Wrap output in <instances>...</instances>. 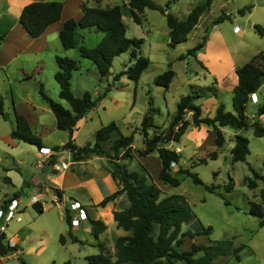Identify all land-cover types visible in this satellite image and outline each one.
Wrapping results in <instances>:
<instances>
[{
	"label": "rangeland",
	"instance_id": "obj_1",
	"mask_svg": "<svg viewBox=\"0 0 264 264\" xmlns=\"http://www.w3.org/2000/svg\"><path fill=\"white\" fill-rule=\"evenodd\" d=\"M9 1L13 0H0V13L1 10L3 12L0 16V98L8 116V120H5L0 115V207L4 206L6 210L11 206L10 200L15 199V193H18L22 205H25L32 193L40 189L38 181L44 185L47 174L51 177L56 175L52 166L43 163V158L39 157L38 147L16 142L11 138V132L16 126V113L28 119L34 133L44 144L60 148L58 152L70 160V153L62 151L60 147L70 140V134L57 129L55 116L40 93L42 85L50 99L69 108L60 99V88L55 80L59 70L57 56L79 62V70L73 73L71 80L74 96L81 97L85 92H90L96 99L99 95L106 94L79 125L74 137L79 146L94 144L95 135L100 128L116 123L122 135L136 133L134 146L140 149L144 146V117L149 114L153 118V127H149L150 137L167 131L181 97L192 92L204 96L196 101L204 102L205 108L201 107L203 118L213 116V103L224 105L227 112L233 113L235 77L220 81V84L216 79L220 80L223 71L242 67L254 57H257L256 63H261L264 67V33L261 34L259 30L264 32V0H213L210 9L203 13L188 40L175 48L169 47L166 17L158 11L146 10L141 17L142 24L138 25L131 16L128 0H41L63 3L65 16L70 17L69 19L82 13L80 6L83 4L101 8L120 6L127 26V36L144 39L141 53L151 62L138 82H133L126 76L119 81L115 80L119 73L132 66L130 53L117 57L110 75L104 79L90 60L80 57L79 47L94 48L104 37V33L95 28L78 30L79 45L75 49L64 50L60 39H57L46 51H32L39 50L41 45L39 41H32L28 35L23 34L14 14L6 13ZM151 1L178 19L186 20L193 8L205 0ZM246 7H251V10L240 15L239 11ZM222 15H229L232 21L225 20L214 25ZM16 25L20 27L16 29ZM237 25L240 30L234 31ZM9 31L12 33L7 38ZM204 37L206 45L197 58L179 60L181 55L201 43ZM223 44L225 47L220 49ZM216 48L220 49L226 70L211 62ZM207 63L211 69L207 67ZM170 65L176 76L166 90L156 86L154 81ZM211 72L217 73V76L211 75ZM257 95L256 102L250 98L246 113L251 124L259 122L264 126V116L260 118L258 113L259 108L264 105V83ZM186 119L191 125L180 143L171 142V145H166L167 148L172 146L174 149H182V153L178 152L181 154L180 162L172 168V172L176 174L179 169H188L199 176L203 185H196L188 175H180V186L162 183L161 189L164 196L182 195L190 204L196 219L185 225L183 232L195 233L201 231L203 226L211 227L212 233L209 236L199 235L194 239L187 237L180 252L189 251L193 244L214 246L217 243H228L226 255L217 258L212 264H264V228L260 226L259 218L251 213L253 203L260 204L264 210V182L258 181L255 189L248 187V180L254 179L251 169L264 176V139L254 135L253 127L243 130L240 134L249 141L250 155L246 162L233 163L231 150L238 131L230 127L224 128L226 144L218 150L213 130L205 125L195 127L191 114H187ZM215 151L218 152V157L213 160L210 155ZM151 164L150 173L155 174L157 165L155 162ZM132 169L144 174L142 167L135 162ZM231 184L233 189L227 191L226 187ZM206 187H213L215 190L209 191ZM45 201L47 204L43 214L29 206L24 213L17 214L8 223L4 231L6 240L17 237L20 243L17 252L0 257V264H88V257L100 253L98 240L94 235L83 232L81 228L71 229L65 217V209L51 202L50 198ZM18 217H21V221L17 220ZM119 233L129 234L123 230ZM71 235L84 238L85 242L74 244L70 239ZM61 236L66 238L65 244L60 242ZM117 236L115 234L114 239ZM107 239L113 241V236L110 234ZM105 244L107 252L116 260L115 244Z\"/></svg>",
	"mask_w": 264,
	"mask_h": 264
},
{
	"label": "trees",
	"instance_id": "obj_2",
	"mask_svg": "<svg viewBox=\"0 0 264 264\" xmlns=\"http://www.w3.org/2000/svg\"><path fill=\"white\" fill-rule=\"evenodd\" d=\"M213 0H205L190 12L186 20L178 19L174 14L167 12L162 6L151 0H128L130 13L135 23L142 24V15L146 10L158 11L167 20L169 28L170 48H175L188 40L190 33L199 24L203 13L210 9ZM82 17L79 20L71 18L64 23L60 31V40L64 50L75 49L79 45V29L95 28L104 33L100 43L94 48L85 46L79 47L81 58L90 60L96 67L101 78L110 75L114 60L130 53L132 66L122 73H119L115 80L127 77L133 82H138L142 74L149 68L151 62L141 53L144 39L129 38L127 36V26L123 21V13L120 6L108 8L89 7L86 4L81 6ZM251 7H246L239 11L240 15H245ZM64 11V4L61 2L35 1L27 5L20 17L19 24L32 39L40 38L47 29L59 22ZM229 15H222L213 24L218 25L229 20ZM261 34L263 30L259 29ZM3 41V38L1 39ZM206 37L186 54L179 57L180 61L187 58H197L198 53L205 48ZM257 57L236 70L238 82L234 88L232 104L234 112H227L224 105H219L213 117H202L201 106L196 101L203 98L199 93H189L181 97L177 112L172 119L170 128L154 137L149 136V127H153L152 117L147 114L142 122V134L144 137V147L140 150L134 149V134L124 136L120 133L116 123L102 127L95 135L94 144L79 147L75 144L74 134L79 130V123L96 107L97 103L103 100L106 94L99 95L96 99L90 92H85L81 97L74 96L71 89L73 73L79 70V62L68 57H56L58 72L55 80L60 88V99L66 102L69 108L63 104L50 99L40 86V93L49 104L55 119L56 127L59 131L68 132L70 140L61 148L71 154L72 162H82L92 155H98L109 160L112 173L122 185V189L106 198L100 205L105 206L110 200L125 194L129 201V208L125 211L114 214L117 228L129 233L127 236L118 237L115 241L116 260L107 252L104 245L99 244L100 253L88 257V264H212L214 260L225 256L228 243H217L214 246H204L193 244L189 251L180 252L186 238L194 239L199 235L209 236L212 228L201 227V231L192 233L183 232L185 225L191 224L196 216L194 215L187 199L182 195L164 196L162 189L157 186L147 169L143 166V172L130 171L122 161H133L136 154L139 157H147L157 153L161 160L162 169L159 179L165 185L178 187L181 184L180 175H188L196 185H203L197 174L191 173L188 169H179L176 174L172 172V164L180 162V154L168 149L166 145L171 142L180 143L186 134L191 123L186 119L187 114L192 115V122L195 127L202 125L213 128L216 133L215 143L218 149L224 147L226 140L221 128L230 127L237 131H243L253 127L254 135L264 139V126L259 122L250 123L247 116V105L252 95L256 94L264 83V67L256 63ZM170 68L159 75L154 83L156 86L170 87L176 74ZM151 103V102H150ZM152 110V109H151ZM154 111V109L152 110ZM259 115H264V105L258 110ZM0 115L8 120V116L3 109L0 98ZM11 138L16 142H23L40 149L44 148L42 140L37 136L28 119L16 113V126L11 132ZM112 143L110 150H107L109 143ZM235 146L231 150L232 162H246L250 155L249 141L238 134L234 139ZM60 148H55L59 151ZM211 159L218 157L215 151ZM202 162H205L202 161ZM254 179H249L248 187L255 189L258 181L264 182V176L251 169ZM209 191H214L213 187H206ZM227 191L233 189V184L226 187ZM228 204V202H225ZM39 214L44 213L43 205L38 202L34 205ZM0 210L6 211L4 206ZM66 220L71 226L72 216L69 209L65 210ZM251 213L259 218L260 226L264 228V210L260 204L253 203ZM95 238H98L107 227L99 221H92ZM6 236L0 234V257L17 252V246L9 247L4 244ZM72 243H81L77 237L71 235ZM62 244L66 243L64 236L60 237Z\"/></svg>",
	"mask_w": 264,
	"mask_h": 264
},
{
	"label": "crops",
	"instance_id": "obj_3",
	"mask_svg": "<svg viewBox=\"0 0 264 264\" xmlns=\"http://www.w3.org/2000/svg\"><path fill=\"white\" fill-rule=\"evenodd\" d=\"M35 1H41V0H13V1H9L8 5H7L6 13L14 14L15 17L18 18V21H19V17L21 15L23 9L27 5H29ZM2 15H3V12L1 10L0 16H2ZM82 15L83 14L81 13L78 17H76L74 19L79 20L82 17ZM69 18L70 17L65 16V9H64L63 14H62V18L59 22L51 25L40 38H37V39L30 38V39H32V41H36V42L39 41L38 43L41 45V47L38 48L39 50L34 49L32 51L40 52L42 50H44V51L48 50L51 44L55 43L57 39H60V36H59L60 31L62 30L64 23L67 20H69ZM229 20L232 21V18H230ZM18 25H20V24H18ZM18 25L15 26L16 29L21 26V25L20 26H18ZM21 29H23V27ZM236 30H240V26L237 25L235 27L234 31H236ZM23 31H24L23 34L25 33L27 35V33L24 29H23ZM11 33H12V31H9L7 38L11 35ZM79 37H80V35H79ZM82 40H83V37H82ZM55 45L58 46V44H55ZM61 47L63 48L62 43H61ZM223 47H225L224 44L220 47V49ZM220 49L216 48L215 53H213V56H212V58L214 60L211 61L212 60V58H211L210 61L214 62L213 63L214 65H217L220 68H222L223 70H226V67H225L226 64L221 59ZM21 52H19V53H21ZM206 65L209 69H211L209 63H207ZM259 65L263 66L261 63ZM237 69L238 68H236V67H232L231 69H229V71L228 70L223 71L221 77H219L220 80H218V79H216V80L220 84V81H226L227 79H229V77H233V78L235 77L233 83L236 86V84L238 82V77L236 74ZM211 75L216 77L217 73L211 72ZM257 93L254 95L258 101ZM196 104L200 105L202 108H205L204 102H202V103L197 102ZM217 106L218 105H216V103H213V105H212L213 116L216 113L214 109H216ZM202 108H201V110H202ZM206 111H207V109H206ZM202 113H203V111H202ZM82 122H84V120L81 121L79 123V125L82 124ZM202 126H204V125H202ZM208 128L213 130V128H211V127H208ZM223 129L224 128H221L222 132L224 131ZM241 132L242 131H238V133L236 135L240 134ZM75 134H74V137H75ZM131 134H134V141H135V134L136 133L131 132L130 135ZM235 136H234V139H235ZM225 140H226V138H225ZM42 143H43V141H42ZM65 144L66 143L61 144L60 147H63ZM111 145H112V143L110 142L107 150H110ZM43 146H44V148H49V149H53V150H55V148H56V147H54V148L49 147L44 143H43ZM77 146H79V145H77ZM133 146H134V144H133ZM79 147H83V146H79ZM142 148H140V149H142ZM134 149L140 150L139 148H136L135 146H134ZM168 149L174 150L177 153L178 152L182 153V149L179 147L174 149L171 146V148H168ZM221 149H218V150H221ZM178 154H180V153H178ZM39 157H40V154H39ZM57 161H58V158L55 157L52 160L48 161L47 164L51 165ZM133 162L138 164L139 167L140 166L145 167L147 169V171L149 172V174L151 175L153 182L157 186H159L160 188L162 187L163 182L159 179V175H160V171L162 169V165H161V160L159 158V155L157 153L150 154L147 157H139L136 154V157L133 161H131V162L130 161H122L121 163L126 164L130 171H134V169H132ZM154 162L157 165V168H156L155 174H151L150 173V166L152 165L151 163H154ZM52 170H53V168H52ZM111 171H112V167L110 165L109 160L104 158V157L98 156V155H92V156L88 157L85 161H82V162H72V165L67 170H62L59 172L54 171V173L56 175H54L53 177H51V176H49V174H47L44 178L46 180L44 182V185H42V183L38 181V185H39L40 189L35 190L34 193H32L27 204L22 205L23 202L19 198L18 193H15V200H17L18 204H19V212L24 213L28 209L29 206L34 207L35 204L33 203V197L37 196L39 199V202L43 205L44 211L46 209L45 206L47 204V202L45 200H46V198H50V201L54 202L59 207L64 208L65 210L69 209L71 216L73 218H76V217H78V213L76 211H71V204L73 202H79V203H81L82 208L85 210V212L87 214V220L82 221L80 224L81 230L83 232L89 233L90 235H94L92 221L102 222L107 227V229L101 235H99L98 238H96L98 240V245L99 244L106 245L105 243H107V242H110L111 244L114 245L115 240L118 237L127 236V234L121 235L119 233L121 229L117 228V223L115 221L114 214L116 212L128 210L130 204H128L129 201H128L126 195L123 194V195H119L118 197L114 198L113 200H110L105 206L100 205L106 198L112 196L113 194L119 192L122 189L121 183L119 182L117 177H115L113 175V173ZM51 192H53V195ZM12 200L13 199L10 200V203ZM110 234L113 236V241H110L107 239V237H109ZM115 234L118 235L116 239H114ZM4 235L6 236V233H4ZM77 238L81 243L85 242L84 238H79V237H77ZM7 243H8V240L5 239L4 244H7ZM18 243H20L19 240H18ZM21 251H22V249H21Z\"/></svg>",
	"mask_w": 264,
	"mask_h": 264
},
{
	"label": "built area",
	"instance_id": "obj_4",
	"mask_svg": "<svg viewBox=\"0 0 264 264\" xmlns=\"http://www.w3.org/2000/svg\"><path fill=\"white\" fill-rule=\"evenodd\" d=\"M236 31H239V30H236ZM251 97H252L253 102L257 101V99L255 98V95H252ZM263 116L264 115H261L260 118H262ZM39 152H40V158H43V163H48V161L52 160L55 157L58 158L57 162H54L53 164L50 163L55 172L67 170L72 165L71 154H70V160H68L61 153H59L58 151H55L53 149L42 148L39 150ZM176 166L177 165L175 163L172 164V168H174ZM38 202H39L38 197L34 196L33 197V203L35 204ZM16 209L18 210V212L15 213L14 211ZM71 211H76L78 213V217H76V218L72 217L71 229H73V230L79 229L81 222L84 220H87V214H86L85 210L82 208L81 203H79V202H73L71 204ZM17 214H20L19 204H18V201L15 199L12 200L11 206H10V208H8V210H6V211L0 210V234H4V231H6V229L8 227V223L11 222L16 217ZM17 220L21 221V218L18 217ZM3 221L6 224H4V223L2 224ZM8 245L11 248L18 246L17 237L11 238L8 241Z\"/></svg>",
	"mask_w": 264,
	"mask_h": 264
}]
</instances>
